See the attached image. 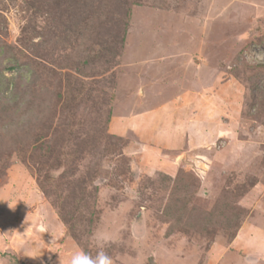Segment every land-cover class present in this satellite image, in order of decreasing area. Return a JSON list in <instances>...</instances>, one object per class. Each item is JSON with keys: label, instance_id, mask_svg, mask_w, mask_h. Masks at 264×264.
Here are the masks:
<instances>
[{"label": "rangeland", "instance_id": "1", "mask_svg": "<svg viewBox=\"0 0 264 264\" xmlns=\"http://www.w3.org/2000/svg\"><path fill=\"white\" fill-rule=\"evenodd\" d=\"M0 85V264H264V0H0Z\"/></svg>", "mask_w": 264, "mask_h": 264}, {"label": "clouds", "instance_id": "2", "mask_svg": "<svg viewBox=\"0 0 264 264\" xmlns=\"http://www.w3.org/2000/svg\"><path fill=\"white\" fill-rule=\"evenodd\" d=\"M107 239L108 236L105 233L94 234V240L98 246L102 247ZM69 264H113V261L104 251L98 252L96 257H92L88 253L80 251L71 256Z\"/></svg>", "mask_w": 264, "mask_h": 264}, {"label": "crops", "instance_id": "3", "mask_svg": "<svg viewBox=\"0 0 264 264\" xmlns=\"http://www.w3.org/2000/svg\"><path fill=\"white\" fill-rule=\"evenodd\" d=\"M156 147H157V146H156ZM157 149L159 150V147H157ZM175 156H176V157H175ZM175 156H174V160H179V159L181 158L182 154H177V155H175ZM160 159H161V158L158 157V158H157V161H160ZM161 160H162V159H161Z\"/></svg>", "mask_w": 264, "mask_h": 264}, {"label": "trees", "instance_id": "4", "mask_svg": "<svg viewBox=\"0 0 264 264\" xmlns=\"http://www.w3.org/2000/svg\"><path fill=\"white\" fill-rule=\"evenodd\" d=\"M6 89L5 88H2V86L0 85V94H2L3 96L6 95Z\"/></svg>", "mask_w": 264, "mask_h": 264}]
</instances>
